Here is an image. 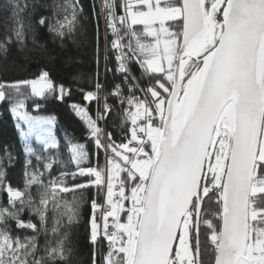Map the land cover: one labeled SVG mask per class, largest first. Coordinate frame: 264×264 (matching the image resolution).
<instances>
[{"label":"snow or ice","instance_id":"6c2138e0","mask_svg":"<svg viewBox=\"0 0 264 264\" xmlns=\"http://www.w3.org/2000/svg\"><path fill=\"white\" fill-rule=\"evenodd\" d=\"M29 7L7 0L13 27L0 50L13 38L24 42L21 16ZM55 7L63 19L41 16L37 23L62 38L75 30L82 8L79 0ZM99 15L115 37L127 94L120 84L111 92L119 137L98 125L117 111L107 97L96 118L71 105L94 139V165L84 144L69 141L77 170L52 177L55 117L24 110L28 97L63 99L70 89L47 71L0 81V102L11 106L25 156L23 190L6 183L0 167L7 193L0 264L66 261L61 228L80 222L82 193L91 188V264H264V0H101ZM95 88L85 101L99 100L102 85ZM14 159L8 152L7 162ZM78 177L87 182L76 183ZM49 232L59 238L55 245L46 240L39 255L38 238Z\"/></svg>","mask_w":264,"mask_h":264},{"label":"trees","instance_id":"16d2710c","mask_svg":"<svg viewBox=\"0 0 264 264\" xmlns=\"http://www.w3.org/2000/svg\"><path fill=\"white\" fill-rule=\"evenodd\" d=\"M23 2L24 0H21V3ZM27 2L30 7L21 16L25 27V40L21 44L13 38V42L6 46L7 51L0 50V81L28 80L39 76L42 71H47L49 79L56 85L63 84L65 89L71 90L70 95L66 94L63 99L51 94L47 98L28 97L25 108L28 111L50 114L55 117L53 133L58 141L55 153L57 158L63 161L62 165L57 162L53 167L51 175L56 177L61 171L75 172L77 170L74 163L65 162L66 154H69V141L84 144L91 155L93 165L96 162L94 139L90 138L86 121L77 115L71 105L83 106L93 118H96L98 101H85L84 94L88 91L96 92L95 85L97 82L102 83L104 71V88L108 93H110L109 90L113 83L122 79L114 62L113 50H108L109 62L104 67L102 30L96 0H79L82 11L78 14L75 30L62 38L49 31L47 24L41 26L37 21L41 16L46 17L51 23H55L57 19H63V13L55 5L63 4L64 0H27ZM6 3L7 0H0V42L13 27L11 11L3 10ZM117 3L119 4L120 0H117ZM33 4L37 6L34 12L31 9ZM117 12L122 14L120 8H117ZM131 67L134 69V74L139 76L138 66L131 65ZM36 104H39L37 109H35ZM113 107L117 111L107 119L105 129L119 137L120 129L117 126L120 123L117 119L119 111L116 106ZM16 123L17 121L11 113L10 104L0 102V167H3L6 172V183L23 190L24 145L20 141ZM37 146L39 145L33 143V147ZM8 152L15 158L10 164L7 162ZM99 162L103 165L102 153ZM75 182L86 183L87 181L78 177ZM68 183H73L70 177ZM95 192L96 189L91 188L82 193L80 222L70 228H61V234L67 233L66 247L70 249V253L68 259L59 262V264H91L92 246L88 238V220L91 215L90 201ZM33 194L35 195V189H33ZM80 195V193L77 194L78 197ZM0 205H7V193L3 189H0ZM52 215L53 213L50 212L49 228H51ZM29 218L26 211L24 219ZM31 219L34 223H39L38 217L32 216ZM24 234L31 235V232ZM58 238L51 232L47 235L41 234L38 238L41 248L39 255H44L43 248L46 240H50L55 245Z\"/></svg>","mask_w":264,"mask_h":264},{"label":"built area","instance_id":"2783aa9c","mask_svg":"<svg viewBox=\"0 0 264 264\" xmlns=\"http://www.w3.org/2000/svg\"><path fill=\"white\" fill-rule=\"evenodd\" d=\"M96 3H97L98 13H99L100 12V7H101V0H96ZM99 17H100L101 30H102L101 36H102V44H103V56H104L103 63H104V67H106V65L109 62L108 50H113L114 51V62H115L116 68H118V62L116 60V57L120 53L117 50L113 49V47H112V40L115 39V37L112 35L111 30L106 27V24H105L103 16L99 15ZM105 37H107V38H105ZM120 75H121V79L122 80H118V81L114 82L113 85L111 86L110 90H109L110 93H108L105 90V88H104V82H105V71H104L103 76H102V83H101L102 88H101V90L98 93L99 100H98V105H97V108H96V115H97V109L98 108H100L101 110L103 109V104L105 102V100H104L105 97H107V103L109 105L116 106L118 108V111H119L118 101H117V99L115 97H113L111 95V92L113 91L115 85L120 84L122 86L125 94H127V85L123 83L124 82V74L120 72ZM99 125H100L99 127L105 129V121L104 120H99ZM105 131H106V129H105ZM103 164H104V156H103Z\"/></svg>","mask_w":264,"mask_h":264},{"label":"rangeland","instance_id":"374dc122","mask_svg":"<svg viewBox=\"0 0 264 264\" xmlns=\"http://www.w3.org/2000/svg\"><path fill=\"white\" fill-rule=\"evenodd\" d=\"M38 77H39V76L34 77V78H30V79H36V78H38ZM30 79H28V80H30ZM88 92H89V91H88ZM86 93H87V92H86ZM35 109H37V107H36ZM24 110H26V109H24ZM26 111H28V110H26ZM29 112H30L32 115H39V116H44V117H54L53 115H50V114H44V113L33 112V111H29ZM37 147H39V146H37ZM48 155L57 158L56 153H55V149L51 150V152L48 153ZM70 156H71V153H70V151H69V154L67 153V154H66V157H65V160H66L65 162H68L69 164L73 163V162L71 161V159H70ZM57 160H58V162H60V165L63 164V161L59 160L58 158H57Z\"/></svg>","mask_w":264,"mask_h":264}]
</instances>
